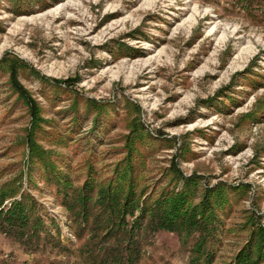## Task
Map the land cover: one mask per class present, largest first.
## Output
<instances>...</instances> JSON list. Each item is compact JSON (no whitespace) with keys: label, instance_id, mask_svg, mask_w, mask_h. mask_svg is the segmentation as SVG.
Here are the masks:
<instances>
[{"label":"rangeland","instance_id":"rangeland-1","mask_svg":"<svg viewBox=\"0 0 264 264\" xmlns=\"http://www.w3.org/2000/svg\"><path fill=\"white\" fill-rule=\"evenodd\" d=\"M125 157L146 205L178 185L173 166L196 175L192 203L223 195L207 264H264V0H0V209L22 195L40 219L22 237L0 227V264H91L80 217ZM148 217L135 264H188L197 232Z\"/></svg>","mask_w":264,"mask_h":264},{"label":"trees","instance_id":"trees-1","mask_svg":"<svg viewBox=\"0 0 264 264\" xmlns=\"http://www.w3.org/2000/svg\"><path fill=\"white\" fill-rule=\"evenodd\" d=\"M11 83L18 96L25 102L30 114V127H34L38 122V109L27 97L25 90L16 82L13 73L10 75ZM26 142L29 145L28 156H37L40 158L37 147H32L31 137L26 136ZM34 148V149H33ZM123 166L117 170L119 177H122L124 171L129 169L130 161L125 157ZM58 177V178H57ZM56 181L61 180L57 176ZM171 177L175 179L178 185L160 191L159 195L153 199L152 203L146 205L145 202L136 200L134 194L135 178L130 174L120 178L121 181H108L104 188L96 189L95 196V217H86L85 211H89L87 203L88 196L82 194L75 195L74 201L78 204L76 214L80 216L84 226L91 219L94 228L91 229V237H95V255L92 257L91 264H135L139 251L135 235L140 230L141 219L144 214L150 215L147 222L151 230L162 228L168 231H175L179 236H186L189 232H197V235L190 246V257L188 264H207L211 258V252L208 251L207 241L215 234V228L219 223L215 210L223 202V195H213L210 197L208 189L201 191V197L197 203H192L190 199L195 197L196 175H182L178 169L173 166ZM117 180V179H116ZM84 184V183H83ZM84 188L86 185H82ZM89 187V186H88ZM92 188L87 189V194L91 193ZM11 192L9 196H11ZM4 196V195H1ZM74 202L72 204H74ZM1 203V197H0ZM32 201L22 196L19 199L11 200L9 206L0 209V227L6 225L8 229L16 228L18 237L24 235V231L36 232V224L40 223L37 215L30 216ZM66 204V203H65ZM76 206V204H75ZM138 213L134 215V211ZM128 215L129 217H125ZM80 222V223H81ZM4 230V229H3ZM33 234H28L31 238ZM250 256L239 252L235 256L234 264H251Z\"/></svg>","mask_w":264,"mask_h":264}]
</instances>
